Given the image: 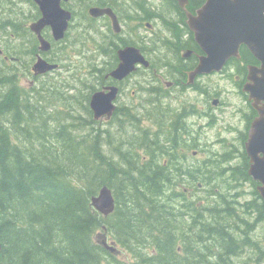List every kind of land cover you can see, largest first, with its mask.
<instances>
[{
	"label": "trees",
	"instance_id": "16d2710c",
	"mask_svg": "<svg viewBox=\"0 0 264 264\" xmlns=\"http://www.w3.org/2000/svg\"><path fill=\"white\" fill-rule=\"evenodd\" d=\"M6 29L26 33L13 20L0 24V33ZM244 52L246 62L254 61ZM8 69L0 56V264H264L263 247L253 248L257 257L237 259L253 246L240 235L241 223L245 232L252 225L230 196L217 192L228 190L232 181L224 173L232 168H222L230 152L186 164L198 142L189 136L183 113L158 117L154 132L140 128L132 140L117 145L107 130L76 133L85 120L73 125L62 123L74 118L68 113L64 120H57L56 112L47 114L44 105L52 99L19 91ZM95 88L96 83L89 93ZM88 114L93 116L90 108ZM199 180L211 190L204 206L179 189L198 188ZM102 185L115 197L107 216L91 205ZM105 233L119 255L97 242V234Z\"/></svg>",
	"mask_w": 264,
	"mask_h": 264
},
{
	"label": "flooded vegetation",
	"instance_id": "af4514ba",
	"mask_svg": "<svg viewBox=\"0 0 264 264\" xmlns=\"http://www.w3.org/2000/svg\"><path fill=\"white\" fill-rule=\"evenodd\" d=\"M27 1L32 4L30 0ZM32 2L34 3L32 6L35 8V16L31 18L28 27L25 28L26 33H29L34 40L30 52L33 58L35 57L33 64L38 57H41L48 62L57 63V68H59V60H56L53 50L57 45L55 43L64 40V37L55 40L51 27L43 26L40 33L50 46L47 50L41 49L37 33L30 28V24L41 17V12L37 3L34 0ZM205 2L206 0H61L60 5L71 13V19L64 36L72 25L73 18L79 13L85 23L88 44L95 42L92 47L98 52L100 51L103 69L100 66H95L96 60L89 63V75L96 81V88L91 91L89 98L91 99L93 93L97 91L108 92L109 87H115L116 96L112 100L114 104L112 117L116 112L119 117L124 116L126 108L118 104V100L123 95L126 83L135 77L144 80L148 96L153 97L151 107L154 108L157 107L158 101L194 94L195 102L182 103L180 107L176 108V111L171 110L170 107L167 108L172 114L183 113L185 124H187L186 119L191 115L212 118V115H215L214 110H221L228 106L227 102L218 98L217 95L214 98L207 96L206 87L203 85L205 76L221 74L234 84L239 101L235 106H231L233 108L232 117L235 122L239 121L243 126L239 128L227 125L228 132H235L240 136L237 137L236 143H229L230 155L224 157L223 161V164L232 168L224 172L225 178L232 180V185L229 190L217 192L225 194L227 197L230 196L237 213L243 216L249 225H252L245 232V226L241 223V234H239L246 235L253 240V234L260 235L261 232L257 230L258 228L262 230V225H264V198L259 190L262 183L248 172L251 160L245 150V142L251 125L259 114L257 108L262 107L264 101L257 102L254 97H250V92L243 88L248 82L249 68L253 65L259 66L260 62L242 44L238 50L239 55L229 57L219 71L192 75L200 57L205 53L196 41L188 19L191 15H197L198 10ZM23 25L26 26L25 23ZM10 34L15 35L14 32ZM127 48H131V51L121 55L120 52ZM244 51L250 54L254 61L246 62ZM6 52L8 51L0 50V56L4 60L15 59L13 56L5 54ZM124 57L131 61L133 67L122 78H114L110 72L119 66ZM235 58L237 59L236 63ZM53 70H49L41 76ZM202 96L204 100L201 101L198 97ZM189 110L192 113L187 112ZM163 115L165 114L163 113ZM104 117L106 116L104 115ZM163 117L165 116H159V118ZM136 118H138L137 115ZM165 119L167 120L166 117ZM212 121L210 120L207 126L213 125ZM201 128L196 129V132H201ZM196 148H200L198 144ZM196 148L193 149V153ZM224 153L221 152L220 155L222 156ZM244 183L247 184V189L241 187ZM233 185H238L239 189L232 190ZM203 194H211V192H203ZM247 208L250 211L246 213ZM261 246L264 247V245Z\"/></svg>",
	"mask_w": 264,
	"mask_h": 264
},
{
	"label": "rangeland",
	"instance_id": "374dc122",
	"mask_svg": "<svg viewBox=\"0 0 264 264\" xmlns=\"http://www.w3.org/2000/svg\"><path fill=\"white\" fill-rule=\"evenodd\" d=\"M33 16H35V8L27 0H0V24L5 21L13 20L16 24L21 23L23 25V23H25V27H28ZM11 32L14 31L12 29H6V32L0 33V50L2 49L5 51L4 48H8L10 53L6 52L5 54L15 58L14 60L6 61L8 65H10V69H8L9 76L15 80L17 89L28 93L30 96L34 95L35 98L33 99L43 94L45 99H52L48 102V105H44V108H47V114H55L54 112H56L57 120H59V118L64 120L63 116H66L67 113L74 117H69L65 119V121H62V123L79 125V122L85 120V124L79 126V129H76L75 132L78 134L88 135L90 131V133L92 132L93 135H95L97 133L96 129L107 130L114 144L119 145L122 144V142L125 143L128 142V140H132V134L139 132L140 128L149 129L151 132H154L157 127L156 117L165 116L166 118H171L172 112L167 109L168 107L176 111V108L180 107L182 103L186 104L189 101H196V98H193V96H195L194 94H188L187 96H176L158 101L156 108L151 107L153 97L148 96L147 87L143 83L144 80H139V78L135 77L126 83L123 95L120 96L118 100V104L128 109H125L124 116H110L108 118L101 116L98 119L92 118L93 116L88 114L89 94L91 93H89V90L96 81L89 75V63L96 60L95 66H100L101 68L103 64L100 51L98 52L92 47L95 45V42H90V44H88V34L82 16L78 13L73 18L72 25L64 36V40L62 39L63 41L59 40V42L55 43L57 45L54 47L53 54L56 56V60H59V68L42 76L41 74L35 75L31 70V66L35 61V57L33 58L30 53L34 43L33 37L29 35V33L11 35ZM203 80V85L206 87L208 93L207 96H212L214 98L217 95L218 98L227 102L228 106L221 110H214L215 115H212V118L195 117L191 115L186 119L187 124L185 125L189 130V136L194 137L196 143L198 142V146L200 147L196 148L194 153V148H190L187 155L188 158L185 161L186 164H190L194 161L207 160L212 154L221 153L226 148L228 151L230 147L229 143H236L237 137L240 135L235 132H228L227 125H229V127L236 126L239 128L243 126L239 121L235 122L232 117L233 108L231 106H235L239 101V95L235 91L236 87L234 84L226 76L221 74L205 76ZM43 87L45 89L47 88V91H56L55 96L53 95L52 98L48 97L46 95L47 91L42 90ZM198 98L202 101L204 97ZM128 111L130 112V117L135 116L136 118V115L138 116V118H136L138 119L137 124L133 125L132 122L134 121L128 120L130 118L128 116ZM163 113L165 115H163ZM88 119H94L92 125H88ZM210 120H213L211 123L214 124L207 126ZM49 124V127L54 128L52 121H50ZM198 128H201V132L197 133L196 129ZM106 135H108V133H105L104 137ZM103 147L107 155H113L112 149H110L107 144H103ZM111 148H113V146H111ZM139 153H143V149H140ZM139 162H142V160H139ZM227 166V164H223L222 168H228ZM203 184L204 183L199 180L196 182L198 188L190 186V189H186L184 186L187 185L184 184V186H179V189L186 193L185 196H187V198L198 199L204 206L205 197H208L207 194H203V192H210L211 190L209 188L210 186L203 187ZM231 185L232 183H229V186ZM238 187V185H233L232 190H238ZM241 187L247 189V184L244 183ZM188 189L189 191H187ZM221 191L226 190L223 189ZM257 231L261 232V234H253V240L251 241L253 246H246V248L242 249L241 254L237 256V259L241 262L248 261L251 253L252 255L254 253L255 257L258 256V254L253 251L254 247H263L261 245H264V225H262V230L258 228ZM97 235L96 237H98V240H102L104 237V235ZM105 235L107 236L106 233ZM107 238V243L113 241L111 238ZM113 245L116 249L117 245ZM113 253L119 255L116 250H114Z\"/></svg>",
	"mask_w": 264,
	"mask_h": 264
},
{
	"label": "water",
	"instance_id": "95a60500",
	"mask_svg": "<svg viewBox=\"0 0 264 264\" xmlns=\"http://www.w3.org/2000/svg\"><path fill=\"white\" fill-rule=\"evenodd\" d=\"M34 1L40 9L41 17L32 22L30 28L37 33L41 49L47 50L50 45L41 35V28L45 25L50 26L54 39H62L71 13L61 7V0ZM188 24L205 53L200 57L192 75L219 71L229 57L239 55V47L243 44L260 62L259 66L253 65L249 68L248 82L243 89L250 92V97H254L257 102L264 101V0H206L197 15L189 17ZM130 51L131 48H127L120 54ZM130 64L131 61L124 57L110 75L117 79L122 78L133 67ZM57 66V63L38 57L32 71L38 75ZM109 88L108 92L97 91L91 96L89 106L95 119L104 115L108 118L114 111L112 100L116 96V88ZM257 110L259 114L251 125L245 150L251 160L248 172L262 183L259 190L264 198V104ZM91 205L104 216L112 213L115 208L112 189L102 185L91 197ZM98 242L112 252L116 250L114 242L107 243L106 236Z\"/></svg>",
	"mask_w": 264,
	"mask_h": 264
}]
</instances>
